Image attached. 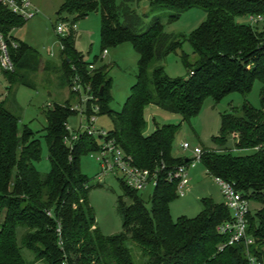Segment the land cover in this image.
<instances>
[{
  "label": "trees",
  "instance_id": "16d2710c",
  "mask_svg": "<svg viewBox=\"0 0 264 264\" xmlns=\"http://www.w3.org/2000/svg\"><path fill=\"white\" fill-rule=\"evenodd\" d=\"M117 1L60 0L56 15L75 25L99 14L101 50L132 46L138 56L137 75L120 111L110 107L109 68L97 65L98 57L93 63L84 59L75 48L73 29L59 40V65L42 62L33 48L10 36L26 21L0 4V36L13 63L11 72L0 67L7 89L15 84L28 86L30 73L50 71H57L69 88L68 98L45 115L47 175L33 165L40 159L39 140L27 126L20 128V119L0 102V264H25L21 249L32 255L30 264H264V0H146L149 12L144 18L152 15L153 19L144 31L135 11ZM191 9L206 14V20L186 38L195 59L190 62L181 53L187 78L171 79L162 62L181 49L185 38L165 34L153 14L172 11L169 20L175 21ZM250 17L261 20L251 26L236 21ZM75 77L90 88L85 116L93 114L94 106L99 116L110 119L112 127L105 140H112L133 165L158 172L148 207L138 191L118 179L121 195L116 209L122 229L112 236H104L95 225L88 198L92 187L80 168L82 156L96 154L101 145L83 130L71 145L65 142L71 138L67 121L82 104L73 91ZM255 81L261 84L260 109L244 101L239 114L221 115L219 134L212 141L215 146L203 149L200 157L209 176L224 180L249 202L260 205L247 216L246 233L252 244L228 245L229 237L216 232L219 224L231 219L223 204L203 199L198 216L172 220L169 205L177 199V183L167 182L165 176L191 160L172 155L180 126L156 127L152 134L144 135L143 111L154 106L189 122L205 100L218 103L230 94L246 96ZM240 152L248 154H236ZM125 199L130 201L128 205ZM18 230L22 231L20 246Z\"/></svg>",
  "mask_w": 264,
  "mask_h": 264
},
{
  "label": "rangeland",
  "instance_id": "374dc122",
  "mask_svg": "<svg viewBox=\"0 0 264 264\" xmlns=\"http://www.w3.org/2000/svg\"><path fill=\"white\" fill-rule=\"evenodd\" d=\"M118 5H129L131 9L142 19L141 31L146 30L152 22L153 16L144 15L149 12V4L146 0H118ZM32 5L38 10L37 15L26 21V23L10 33L11 38L33 48L40 56L42 62L46 61L51 52V59L58 56V43L60 38L56 34V26L62 23L56 13L60 6V0H32ZM153 14L158 17L163 25L165 34L172 37H184L185 40L180 50L169 54L162 62L165 74L171 79L187 78L180 54L188 56L190 62L195 57L192 48L186 38L198 28L205 20L206 14L201 9H191L180 14L175 21H170L172 11H159ZM65 18V15H61ZM240 24L254 25L249 18H238ZM261 23L258 28H261ZM100 16L92 14L88 18L80 20L75 24V48L82 53L84 59L93 63L98 57L97 65H104L109 68V77L112 79L110 107L114 111H120L130 94L131 87L135 84L137 75L138 56L130 44H123L114 49H107L108 54L103 58L100 46ZM56 55V57H54ZM28 86L15 84L10 90L8 82L5 80L3 71L0 69V102H5V106L10 112L20 119L19 127L27 126L34 137L39 140L41 154L40 159L33 163L35 169L42 175L50 172L48 161V151L44 139V129L46 127L45 115L49 108L55 104L63 103L68 97L69 88L64 78L57 71L47 73L27 75ZM261 84L255 81L250 93L246 96L234 93L226 96L216 103L212 99H207L203 103L199 114L189 122L182 119L180 115L165 112L154 106H147L143 111L145 122L144 135L152 134L156 127L180 126L172 146V155L175 158L189 161L194 158L195 149L214 148L213 138L218 136L221 127V115L225 113L237 112L247 101L253 108L260 109ZM87 96L81 98L82 104L77 106V113L67 121V129L70 137L82 134L85 121ZM84 116H83V115ZM95 126L107 132L112 125L107 116H99L96 113ZM70 139V138H69ZM71 141V139H70ZM98 145L103 141L95 137ZM189 145V150L183 151L181 146ZM231 149L233 142H229ZM240 155L247 152L236 153ZM81 172L89 180L92 187L89 192V204L94 212L95 225L104 236L118 234L122 229V221L116 209V199L121 195L118 179L115 175L101 176L100 163L96 159L95 153H88L82 156L80 161ZM189 184L188 191L183 197H178L169 205L170 216L173 221L180 217L194 218L202 210V200L210 199L214 204H223L220 188L215 183V179L209 176L200 162L188 170ZM100 185V186H98ZM154 186H147L138 193L139 197L149 206L150 196L153 194ZM128 205L130 201L125 199ZM260 205L250 201V212L254 214ZM22 231H17V242L20 246ZM25 264L32 262V255L25 249H21Z\"/></svg>",
  "mask_w": 264,
  "mask_h": 264
},
{
  "label": "built area",
  "instance_id": "2783aa9c",
  "mask_svg": "<svg viewBox=\"0 0 264 264\" xmlns=\"http://www.w3.org/2000/svg\"><path fill=\"white\" fill-rule=\"evenodd\" d=\"M0 4L10 10L12 13L19 15L23 20L28 21L34 18L38 10L33 7L31 0H0ZM253 23L260 21V17H250ZM75 25H69V23H59L56 26V34L60 38H64L70 29H74ZM13 47H16L13 44ZM107 55V50H103L102 57ZM0 67L4 71H13V63L7 51V45L0 36ZM90 70H93V66H89ZM73 91L80 95V98L87 96V101L91 99L90 88L83 86L78 77L73 79ZM86 101V102H87ZM77 110V107L76 109ZM97 107L92 106V112L90 116H84L85 121L82 127H80L88 135L101 138L103 144L99 151L96 153V159L100 163L101 176L103 175H115L117 178L130 189L134 191H143L147 186H155L158 180V172H151L147 169H141L132 164L131 160L125 156V154L115 145L112 140H105L107 132L102 129H98L95 126ZM76 136H72L71 141L75 140ZM70 139L65 140L68 145H71ZM183 151L189 150V145L184 144L181 146ZM201 150L195 149L193 151L194 158L188 165H179L174 169L167 171L166 181L169 183L176 182V194L178 197H183L188 191L189 177L188 170L190 167H194L197 162H200ZM215 183L220 188L222 197L224 199V206L229 211L231 219L225 221L216 227V232L219 235L228 236V245H232L238 242H244L249 246L252 244V239L247 235V216L250 213V202L241 193L235 191V189L227 182L220 178H214ZM226 245L224 244L219 248L220 251Z\"/></svg>",
  "mask_w": 264,
  "mask_h": 264
},
{
  "label": "crops",
  "instance_id": "0c3cea01",
  "mask_svg": "<svg viewBox=\"0 0 264 264\" xmlns=\"http://www.w3.org/2000/svg\"><path fill=\"white\" fill-rule=\"evenodd\" d=\"M31 2H32V0H31ZM33 7H34V6H33ZM88 17H89V16H88ZM88 17H87V18H88ZM84 19H86V18H84ZM73 30H75V28H74ZM58 38H60V37H58ZM58 45H59V46H58L59 53H58L57 58H55V59H51V56H52V55H51V52H49V54H48L49 57L47 58V60L53 62L54 65H59V63H60V43H58ZM120 46H121V45H120ZM116 48H117V47H116ZM76 50H77V49H76ZM77 51H78V50H77ZM107 54H108V52H107ZM54 57H56V55H54ZM47 60H46V61H47ZM68 96H69V94L67 95V97H68Z\"/></svg>",
  "mask_w": 264,
  "mask_h": 264
}]
</instances>
